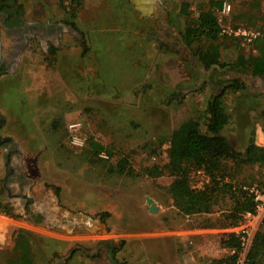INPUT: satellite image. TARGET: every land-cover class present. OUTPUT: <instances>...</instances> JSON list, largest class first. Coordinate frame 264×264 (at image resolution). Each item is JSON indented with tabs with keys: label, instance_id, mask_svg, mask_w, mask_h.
Listing matches in <instances>:
<instances>
[{
	"label": "rangeland",
	"instance_id": "374dc122",
	"mask_svg": "<svg viewBox=\"0 0 264 264\" xmlns=\"http://www.w3.org/2000/svg\"><path fill=\"white\" fill-rule=\"evenodd\" d=\"M127 1L79 0L77 27L51 29L47 37L59 43L64 59L59 72L44 70L47 63L58 66L45 57L46 39L32 40L30 50V40L24 49L14 47L23 58L16 78L33 73L30 88H42L51 102L34 115L35 133L17 150L12 144L9 162L0 149V264L20 257L19 229L34 236L36 264H217L232 254L224 241L229 233L247 225L252 246L264 234V215L254 222L248 211H233L231 193H220L210 212L185 214L169 193L175 176L146 174V167L168 163L171 134L182 122L197 118L205 129L209 100L235 78L244 86L225 93L232 120L224 133L239 151L250 139L264 145V75L206 66L184 43L183 30L209 0H164L147 19ZM225 1L231 12L224 23L264 30V0ZM34 2H19L25 20H32ZM184 2H192L190 18L178 11ZM42 6L51 21L71 16L58 0ZM3 37L10 52L11 36ZM226 45V62L257 53L254 41L228 38ZM14 83L0 86L2 103L21 97ZM90 138L105 149L94 151ZM228 168L224 182L238 195L249 194L244 186L264 192L263 165ZM190 182L206 188L211 177L196 169Z\"/></svg>",
	"mask_w": 264,
	"mask_h": 264
},
{
	"label": "trees",
	"instance_id": "16d2710c",
	"mask_svg": "<svg viewBox=\"0 0 264 264\" xmlns=\"http://www.w3.org/2000/svg\"><path fill=\"white\" fill-rule=\"evenodd\" d=\"M68 1L70 3H67ZM58 2L65 13L71 15L67 18L68 24L77 27L75 18L78 14L79 0H58ZM222 6L223 0H209L207 6H198L197 17L190 18L191 3L184 2L181 11L190 18L182 33L184 43L193 49L196 56L206 66L244 70L264 75V37L254 41V47L257 50L255 55L247 57L240 54L232 62H226L223 59L222 52L223 48L227 46L226 39L239 41L241 39L220 34L221 25L216 11ZM85 53L86 49L84 55ZM243 86L244 84L237 78L229 81L225 86L226 90L209 100L206 108L207 117L204 122L205 129L197 118L185 120L171 134L168 163L164 166L153 164L146 167V174L149 177H156L165 171L175 176L169 187V193L174 199L175 205L185 214L210 212L219 194L226 192L231 193V198H233V211H253L256 207L254 196L241 190L240 195H238L237 188L231 182H224L231 176L228 168L229 163L234 168L253 164L264 166V145H258L255 139H250L245 150L239 151L224 133V129L232 120V114L226 108L223 100L225 93L227 89L237 91ZM261 117L264 131V111L261 112ZM1 127L2 124L0 123V129ZM6 141H10V138H3L0 143ZM88 145L96 152L105 149L103 144L92 138L88 140ZM196 169H203L211 177V182L206 188H197L191 184L190 175ZM233 215H236L235 212ZM33 239L32 232L24 229L18 230L16 246L21 253L20 257L14 260L12 264H36L35 254L32 250ZM224 241L225 245L232 250H238L240 247L239 236L235 233H229ZM253 252L256 259H254ZM263 256L264 234H261L255 238L251 249L253 264H264ZM235 257V254H230L226 258L218 260L217 264H231ZM62 264H66V262Z\"/></svg>",
	"mask_w": 264,
	"mask_h": 264
},
{
	"label": "crops",
	"instance_id": "0c3cea01",
	"mask_svg": "<svg viewBox=\"0 0 264 264\" xmlns=\"http://www.w3.org/2000/svg\"><path fill=\"white\" fill-rule=\"evenodd\" d=\"M34 1H35L34 4H32V7L28 12V14L29 13L32 14V20H27L28 24L33 25L34 28H36V29L37 28H42V29L47 28L48 30H51L53 28L56 29V27L58 25H60V26L62 25L63 26L62 28H64V27L65 28H69V27L72 28L73 27L71 24H68V22H67L68 19L65 18L64 15L58 20V22H54V21L50 20L49 17H50L51 12L48 13V9L45 6L41 7V5L48 4V0H34ZM163 1L164 0H128L127 6L129 7L128 9L131 12L135 11L137 14H140V15H138L140 18L145 17L147 19L148 17L156 14L155 13L156 10L157 11L160 10ZM19 2H22V0L21 1L19 0ZM19 2H18V4H19ZM36 6H38V7H36ZM191 6H192V4H191ZM181 10H182V4H181V7L178 11L182 12ZM47 15H49V16H48V19L46 20ZM43 17H45V18H43ZM76 20H77V18H75V21ZM47 36H49V35H46L42 38L41 35L35 36V34H34L33 38H35V39H31L30 42H32V40H34V41L35 40H37V41L41 40V42H42L43 39H46L47 50L44 53L45 57L49 58V62H51V61L53 62L56 60V62L54 64H57V62H58V66H56V68H53V65L50 66V64L47 63L44 70H47L46 72H51L50 70H54V71L59 72V67L61 66L62 61H64V59H62L63 56L61 54L60 47L58 46L59 43L57 41L51 40L50 37H47ZM59 37L60 36H58V37L56 36V38H58V39H59ZM30 42H29L28 50H30V47L33 45V44H31V46H30ZM14 43H15V41H14ZM5 45L6 44L4 43V49L6 51ZM11 48L12 49L10 52L16 51L13 46ZM10 52H7V54H6L7 55L6 60L8 61V66H10V72H8L7 74H2V75L0 74V86L2 84L12 85V84H15L14 82H16V85L18 86V91H21L22 94H20L21 97L14 103L5 104V103H2L0 101V115L4 119L3 122H0L2 124V127L0 129V135H2L4 137H0V138H2V140H3V138H10V141H11V143L9 145H5L4 147L0 146V149L4 148L5 152H3V154H5V156L7 158H9V156H11L12 152H9V151H12V144L15 143L14 149H16V150L19 147L21 148L20 143L22 141L26 140L27 138H29V135L32 134L31 132H34V130H35L34 127L36 124L35 123L36 118L34 117V115L37 113L38 109H42L44 107H47L48 105H46V104H47L48 100H49V103L51 102L50 97L49 96L47 97L43 94L42 88L38 87V88H36V90L34 88H30V86H29L31 83L30 78L34 77L33 73L29 72V74H27L26 77H23L22 75H20L21 80H20V78H19V80L16 78L18 76V72L20 70V64H21L20 62L23 60V58H21L20 54L18 53V56L20 57L19 61L14 63L11 60ZM33 70H35V69H33ZM36 75H39V74H36ZM22 82H24L28 85L25 86ZM49 90H51V89H49ZM37 93H39V94L36 95ZM49 106H58L59 107V102L55 103L54 105L50 104ZM17 143L20 145H18ZM7 158L5 159V163L7 162ZM10 171L14 172L13 169ZM3 172H5V169H3ZM0 173H1V170H0Z\"/></svg>",
	"mask_w": 264,
	"mask_h": 264
},
{
	"label": "built area",
	"instance_id": "2783aa9c",
	"mask_svg": "<svg viewBox=\"0 0 264 264\" xmlns=\"http://www.w3.org/2000/svg\"><path fill=\"white\" fill-rule=\"evenodd\" d=\"M220 14V34L222 36L239 38L246 42H253L257 38L264 37V30L260 28H249L241 23L236 24H226L223 22V17L227 16L231 12V4L228 2H223L222 8L217 10ZM76 124H73L75 126ZM249 194L254 196L256 201V207L253 211H248L247 216L249 219L255 221L260 220L264 215V192L261 191L257 186L247 187ZM252 232L253 229H250L247 225L243 226L240 230H236L237 236H239L240 247L238 250L233 249L232 254H235L236 257L231 264H253L251 257L252 249Z\"/></svg>",
	"mask_w": 264,
	"mask_h": 264
},
{
	"label": "flooded vegetation",
	"instance_id": "af4514ba",
	"mask_svg": "<svg viewBox=\"0 0 264 264\" xmlns=\"http://www.w3.org/2000/svg\"><path fill=\"white\" fill-rule=\"evenodd\" d=\"M31 29H34V26L33 25L30 26L27 20L24 19V16L21 12L17 0H0V74L1 75L10 72V66H8V61L6 60L7 58L6 54L8 51H5L4 49L3 34L7 36H11L13 47L17 46V48H19V46H22V49H24L27 46L28 41L33 38L34 34L35 36L41 35V37L43 38L44 36L48 35L47 33H50L51 31L48 30L47 28L43 29L42 31L40 28H37L38 31H34V30L31 31ZM12 36L14 39H12ZM14 40L17 41L14 43ZM10 54H11L12 62L16 63L17 61H19L20 57L18 56V52L12 51L10 52ZM1 141H3L2 138H0V142ZM10 143L11 141H6L0 143V146L4 147L5 145H9ZM7 162H9V158H7Z\"/></svg>",
	"mask_w": 264,
	"mask_h": 264
},
{
	"label": "water",
	"instance_id": "95a60500",
	"mask_svg": "<svg viewBox=\"0 0 264 264\" xmlns=\"http://www.w3.org/2000/svg\"><path fill=\"white\" fill-rule=\"evenodd\" d=\"M151 211H155V205H152Z\"/></svg>",
	"mask_w": 264,
	"mask_h": 264
}]
</instances>
